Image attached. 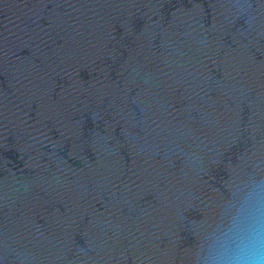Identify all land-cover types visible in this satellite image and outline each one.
Returning a JSON list of instances; mask_svg holds the SVG:
<instances>
[{
    "label": "water",
    "instance_id": "1",
    "mask_svg": "<svg viewBox=\"0 0 264 264\" xmlns=\"http://www.w3.org/2000/svg\"><path fill=\"white\" fill-rule=\"evenodd\" d=\"M0 264H264V0H0Z\"/></svg>",
    "mask_w": 264,
    "mask_h": 264
}]
</instances>
